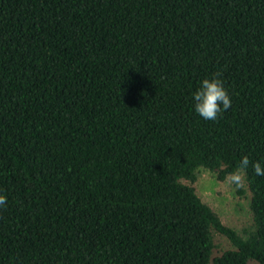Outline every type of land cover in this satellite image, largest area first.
Wrapping results in <instances>:
<instances>
[{"label":"trees","instance_id":"obj_1","mask_svg":"<svg viewBox=\"0 0 264 264\" xmlns=\"http://www.w3.org/2000/svg\"><path fill=\"white\" fill-rule=\"evenodd\" d=\"M217 73L231 106L207 120ZM245 156L238 230L193 181ZM256 162L264 0H0V264H264Z\"/></svg>","mask_w":264,"mask_h":264},{"label":"rangeland","instance_id":"obj_2","mask_svg":"<svg viewBox=\"0 0 264 264\" xmlns=\"http://www.w3.org/2000/svg\"><path fill=\"white\" fill-rule=\"evenodd\" d=\"M229 174L217 177L214 172L200 168L193 186L199 197L216 211L223 222L239 230L250 222L248 193L242 182L240 184L231 182ZM237 186L241 189L237 190ZM216 244L220 249L226 246L227 242L223 236H218ZM246 264L258 263L249 259Z\"/></svg>","mask_w":264,"mask_h":264},{"label":"clouds","instance_id":"obj_3","mask_svg":"<svg viewBox=\"0 0 264 264\" xmlns=\"http://www.w3.org/2000/svg\"><path fill=\"white\" fill-rule=\"evenodd\" d=\"M217 73L212 78H205L200 82V87L193 93L195 111L204 119L216 120L222 110H227L231 106V100L223 82L218 78ZM221 105L223 106L221 108ZM249 165L247 156L243 157L239 167L235 172L229 174L231 182L240 184L243 180V174ZM257 175H264L259 162L253 164ZM6 204V197L0 195V205Z\"/></svg>","mask_w":264,"mask_h":264}]
</instances>
